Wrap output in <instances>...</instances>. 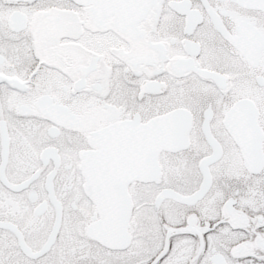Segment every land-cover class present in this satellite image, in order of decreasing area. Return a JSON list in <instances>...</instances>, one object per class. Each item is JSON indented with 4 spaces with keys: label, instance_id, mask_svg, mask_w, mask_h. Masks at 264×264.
<instances>
[{
    "label": "snow or ice",
    "instance_id": "6c2138e0",
    "mask_svg": "<svg viewBox=\"0 0 264 264\" xmlns=\"http://www.w3.org/2000/svg\"><path fill=\"white\" fill-rule=\"evenodd\" d=\"M0 264H264V0H0Z\"/></svg>",
    "mask_w": 264,
    "mask_h": 264
}]
</instances>
